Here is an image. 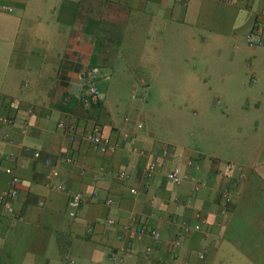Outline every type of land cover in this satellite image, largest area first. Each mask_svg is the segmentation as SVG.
<instances>
[{"label":"crops","instance_id":"1","mask_svg":"<svg viewBox=\"0 0 264 264\" xmlns=\"http://www.w3.org/2000/svg\"><path fill=\"white\" fill-rule=\"evenodd\" d=\"M0 3L11 7L0 8V116L9 119L0 120V191L8 186L9 156L20 179L15 213L0 205V264H264V54L252 49L241 61L224 51L231 42L238 48L263 19L264 0ZM182 43L197 64L183 67ZM91 79L98 102L87 100ZM141 79L144 97L157 82L159 90L179 89L176 96L198 113L222 104L227 136L219 140L212 129L214 146L192 150L158 131V118L130 97ZM95 129L109 137L110 151L87 139ZM149 162L158 170L146 177ZM174 166L206 185L193 191L188 182L170 183L164 173ZM115 169L129 177L116 178ZM54 180L65 188L53 189ZM76 191L85 198L70 214ZM195 211L206 218L203 229L171 245L172 218L193 223ZM131 216L137 222L124 230ZM139 226L156 228L161 240L138 236Z\"/></svg>","mask_w":264,"mask_h":264},{"label":"built area","instance_id":"2","mask_svg":"<svg viewBox=\"0 0 264 264\" xmlns=\"http://www.w3.org/2000/svg\"><path fill=\"white\" fill-rule=\"evenodd\" d=\"M229 2L230 0H222ZM0 8L3 10H9L11 9L10 6L6 4L0 3ZM245 42L248 46L250 47H264V17L263 19H258L255 21L254 25L252 28L247 32L245 36ZM97 70L96 67L90 68V73H95ZM256 80L255 73L252 71L250 74V81L254 82ZM139 91V92H137ZM146 91V84L145 82L141 79L138 81L137 88H134L130 92V97L134 101H142L144 99V92ZM102 99L101 93L98 91L94 81L91 79L88 82L87 86V100L90 102H98ZM30 110V109H29ZM0 120L3 121H8L9 119L7 117H1ZM59 127H63V123L59 122L58 123ZM136 127L141 128L142 127V122H137ZM87 139L93 144L94 148L101 151V152H107L110 151L113 148V143L109 139L108 136L103 135L99 130H93L90 131L86 135ZM166 150H164V153ZM8 160L10 161V165H8L5 168V172L8 175V186L0 191V205L4 208V210L7 213H15V207L13 204V201L18 197L19 193V188L18 184L20 182V179L18 175L15 172V168L13 164L16 161L15 156H9ZM63 161L71 162L72 159L69 156L62 157ZM48 163H50L51 160L46 159ZM158 170V167L155 162H149L144 170V175L146 177H150L153 172ZM58 175L56 170H53L51 172V177L56 178ZM112 175L115 176L116 178L119 179H127L129 177V174L122 169H115L112 171ZM165 178L172 184L174 185H180L184 182L190 183L191 189L193 191H198L201 188H203L206 185L205 180L203 179H197L193 177L187 170L182 168L181 166H174L173 168H170L165 171L164 173ZM244 176V173H240L239 177L242 178ZM50 186L53 189H58V190H63L65 188V184L62 181L54 180L50 183ZM146 186V185H145ZM137 188L131 187L130 192L133 194L137 193ZM90 196L94 197L97 195V192L95 189L91 190L89 193ZM221 197L223 200L228 201L230 197V193L228 190H223L221 192ZM85 198V193L82 191H76L72 192L70 194L69 200H68V206L70 208V214L74 213V208H76L80 202ZM105 203H110L111 199L106 198ZM177 200L175 201V206H177ZM185 205L187 207H192V201L191 199H187L185 202ZM220 212L223 215H226L228 212V208H224L220 210ZM194 222L190 223L187 219H175L172 218V222L176 224V231L174 235L169 238V243L173 246H180L183 244V236L186 233L189 232H196V231H201L203 229V225L206 223V218L200 211H195L194 212ZM108 223L110 220L107 221ZM137 219L134 216H131L129 221L123 225V229L126 230L130 228L132 225L136 224ZM87 234L92 235L93 234V228L91 225H87ZM137 234L138 236L142 235H150V237L155 241L159 242L161 240V234L159 230L156 228H146L145 226H139L137 228ZM146 250L149 249V247L145 248ZM123 250L126 251H131L132 249L130 247H126ZM198 255H201L202 252L198 251ZM73 261L70 260L69 264H72Z\"/></svg>","mask_w":264,"mask_h":264},{"label":"rangeland","instance_id":"3","mask_svg":"<svg viewBox=\"0 0 264 264\" xmlns=\"http://www.w3.org/2000/svg\"><path fill=\"white\" fill-rule=\"evenodd\" d=\"M182 44L185 46V49L181 50V52L183 53V57L187 58V60L183 58L185 60L183 67H190L192 63L197 64L194 59L196 52L188 49L190 46H186L187 43ZM236 46H238V48H233L231 42L227 45L224 51L228 54L235 53L236 55H239L241 61L243 58H250L249 56L251 55L252 49L260 50L264 54L263 48L250 47L246 44L244 39L237 42ZM249 65V61L246 60L245 67L247 70H249ZM248 79L249 78H246L245 81L249 83ZM169 85L170 88L159 90L160 88L158 87L157 82H151L148 96L145 95L144 99L139 101V104H144V107L158 118V131L168 135L173 134V136L182 140L179 144L187 146L192 150H208L214 146L211 145L208 136L212 129V133H216V137H218L219 140H222L227 136V131L224 130L222 126L228 121V116L223 113L222 104L212 108L209 114L204 112L198 113L200 112L199 106L191 102L185 103L180 100L181 98L176 96L179 89L172 88L173 86L171 84ZM216 111L217 114H215ZM216 115H220V117H216ZM171 139L174 138L170 137L168 140L172 141ZM193 155H195V151H193Z\"/></svg>","mask_w":264,"mask_h":264}]
</instances>
